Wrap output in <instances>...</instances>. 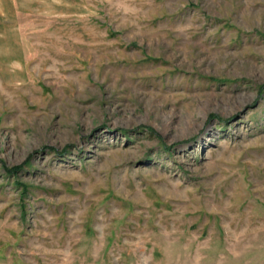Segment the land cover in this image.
<instances>
[{"label":"rangeland","instance_id":"rangeland-1","mask_svg":"<svg viewBox=\"0 0 264 264\" xmlns=\"http://www.w3.org/2000/svg\"><path fill=\"white\" fill-rule=\"evenodd\" d=\"M0 264H264V0H0Z\"/></svg>","mask_w":264,"mask_h":264}]
</instances>
